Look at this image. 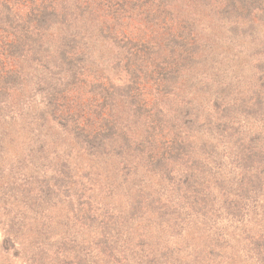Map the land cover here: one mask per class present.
Listing matches in <instances>:
<instances>
[{"label": "trees", "instance_id": "obj_1", "mask_svg": "<svg viewBox=\"0 0 264 264\" xmlns=\"http://www.w3.org/2000/svg\"><path fill=\"white\" fill-rule=\"evenodd\" d=\"M183 2L181 15L176 0H0V185L12 187L0 204L38 221L29 243L24 220H0L13 247L2 264H51L53 254L95 264L96 252L119 264L111 259L129 247L113 239L136 228L120 213L156 227L157 242L132 253L139 264H264L261 89H251L250 121L243 102L229 103L230 79L216 90L205 81L221 57L195 28L210 11L253 30L264 0ZM20 129L30 164L16 163L15 186L14 164L11 174L1 165ZM43 158L52 181L35 177Z\"/></svg>", "mask_w": 264, "mask_h": 264}, {"label": "rangeland", "instance_id": "obj_2", "mask_svg": "<svg viewBox=\"0 0 264 264\" xmlns=\"http://www.w3.org/2000/svg\"><path fill=\"white\" fill-rule=\"evenodd\" d=\"M176 1H177L176 7L174 6V4L173 6L175 7L176 12L182 15L183 13L187 11L189 4L183 2V0H176ZM202 15L203 17H200L201 22H199V24L197 23L195 28L197 27L205 28L209 32V33H201V37L206 38L210 34L209 35L210 40H211L210 45H214L213 47L217 49V52L220 53L219 56L221 57L219 58L221 59L220 60L221 64L219 66H216L217 68L215 69V71L210 72V73H204L203 76L205 78V81L211 80L212 81L211 87L214 90H216V84L214 82L225 81L226 83H229L228 79H230L231 83H229V87L231 88V90H230L229 103L234 104V100L243 102V104L245 105L242 107H245V108H241L242 109L241 111H243V113L246 112L247 117L250 118V121H252L253 117L249 115V112L251 110L249 108L252 106L255 100L259 101L251 93V89L254 86H256V84L257 85L259 84V89H261L260 90L261 94L259 95V97L260 98L263 97L262 101L264 100V22L257 23L256 28L251 30V28H246V25L240 19L236 17L229 18L228 23L226 22L220 23V20L217 19L215 15H212L210 11ZM195 22H197V19H195ZM218 26H219V29H218ZM173 47H174V43L172 41L167 43L166 48H169L168 53H170L171 55H173L171 51V48ZM121 68L122 66L118 67L116 70V72L118 73L117 78H120V79L123 78V81L126 84H129L130 82L127 81L129 76L125 78L123 76L124 72H122ZM218 68L221 70H218ZM235 76H236V79H234ZM263 106H264V103H263ZM259 121H260L259 124L264 123V112H263V117L261 116L259 118ZM18 133H19V136H18L17 144L14 145L13 143H10L9 141L5 142V145H6L5 150L9 152V154L12 155L14 159L7 160L4 162V164L2 163L1 165V168L4 169L7 172V174H11L12 165L14 164L15 170L13 169L14 171L9 176V178L15 186L19 183V179H21L20 172H18V170L16 169V166H17L16 163L19 162L22 165H24V167H27V162L28 164H30V160L27 159L26 161L25 156H23L25 154L24 152H22L23 148L19 146V144H22L24 140H27V138L25 136V133L22 136V129H20ZM52 168H53V165L51 164V162L48 163V161L43 158L36 166L35 177H37V179L40 180L39 182L52 181L50 180L52 179V176H53L51 175L53 172L51 171ZM59 168L63 169L59 166L57 162V171H59ZM49 176H50V179L48 178ZM54 177L58 178L59 181L62 180L63 178L61 176H57V174H55ZM32 179H33V175H32ZM2 186L4 188V191L8 192L10 195V190L12 187H10V185L7 186L4 183L3 185H0V189H2ZM35 192L37 191L33 188L32 193H35ZM249 192H251L252 194L254 191H249ZM18 194L20 195L19 197L22 196L20 192H18ZM9 195H6L5 197ZM1 196H3V194ZM7 200L8 198L5 200L4 206L7 205ZM0 202H2L1 204H3V197L0 198ZM8 202L11 203L12 200H8ZM1 204H0L1 206L0 207V217H1L0 220L2 221L3 218L7 217L6 213L8 212H9V216H18L19 221L24 220V222L21 223L22 228L19 227V229L20 230L27 229L23 237L31 240L29 243L35 242V240L31 239V229L36 226L38 221H36L35 225L33 226L32 223L30 222L31 221L30 214H27V216L23 217L19 215L22 213L21 211L17 213V211L14 209L12 213L7 210L6 208L7 206L2 207ZM118 216H121L120 221L123 224H126V222H128L129 225H131L130 228H132L134 225L136 226V228L129 229L130 231L128 230L126 231V233L119 235L117 238L113 239L112 245H113V248L117 247V251L120 250L124 246L125 247L128 246L129 248L125 256L123 257L120 256V258H117V260L115 259H111V260L116 261L119 264H139L138 261H136L133 258L132 253L138 249H141V247H138L137 245H142V249L140 252L149 250V245H151L153 241H156L154 236H152L153 229H156V227H154L155 225H148L145 228L146 230H144V227L142 226L144 222L141 221L140 219H137V217L132 219L130 218V216H128V214H123V213H120ZM54 223L55 221L53 222V224ZM5 228L6 227H3V225H0V264L3 263V251L9 250L10 248L11 250L13 249V247H11V244L6 242L7 239L5 238V234L9 232H7ZM45 231L47 232L48 230L46 229ZM126 234L127 236H125ZM60 235H61V232L59 233L58 236ZM16 237H17L16 235L12 236V238H16ZM182 240H183V243H181V245L184 244L188 247L190 246V243L189 244L187 243L189 241L188 237L186 238L183 237ZM160 243H161V246L164 247V240L160 239ZM197 244L198 243L196 241V245ZM163 247L161 248L163 249ZM180 252L185 253V256L187 257L191 256L193 253L191 248L180 250ZM96 255L98 256V260L96 261L95 264H109L107 260H105L103 255L100 256V253H97V252H96ZM80 257L81 256H78V260ZM108 258H110V256ZM52 259L53 260L51 264H59L60 262H63V258H59L55 256L54 254L52 256ZM4 262H7V261H4ZM11 263L20 264V261L19 262L12 261ZM67 263L73 264L70 261H67ZM78 264H80L79 261H78ZM85 264H87V262H85Z\"/></svg>", "mask_w": 264, "mask_h": 264}]
</instances>
